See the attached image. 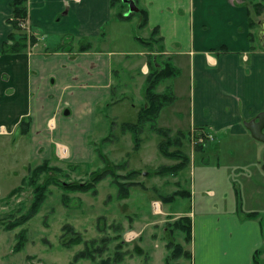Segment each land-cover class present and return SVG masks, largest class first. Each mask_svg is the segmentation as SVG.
I'll return each mask as SVG.
<instances>
[{
	"label": "crops",
	"instance_id": "obj_1",
	"mask_svg": "<svg viewBox=\"0 0 264 264\" xmlns=\"http://www.w3.org/2000/svg\"><path fill=\"white\" fill-rule=\"evenodd\" d=\"M12 1L0 0V127L4 125L8 135H16V143L25 144L32 158L91 162L96 152L87 135L94 134L96 112L112 97L116 81L121 80L128 98L134 96L128 99V112H134L137 119L145 102L150 56L157 65L159 55H166L177 73L164 87L175 99L162 112L180 99L186 75L188 102L180 112H190L187 129L197 125L215 134L213 142L190 154L191 174L199 177L194 189L213 196L208 206L199 202L197 212L184 211L192 219L191 264H264L263 211L240 212L236 203L231 207L230 200L218 197L222 178L236 176V172L247 182L253 176L262 180L258 187L264 190V143L253 138L245 126V120L264 111V47L251 49L248 1L142 0L147 25L139 36L149 40L157 28L158 42L148 47L136 32L120 30L119 39L129 43L128 49L112 51L107 48L113 36L106 27L128 25L133 18L118 19L111 0H28L30 23L43 40L38 37L33 48L32 44L11 53L6 45L14 42L10 39L13 27L7 21L13 13ZM128 10L125 15L130 14ZM257 20L264 40V22L260 17ZM99 42L104 45L101 49L95 48ZM84 45L85 51L80 49ZM117 52L126 54L127 77L123 79H118L121 74L114 68ZM119 103L114 102L113 107ZM24 118L31 121L27 134L20 133ZM221 135L222 142L240 138L235 144H226L231 154L238 155L236 159L225 157L226 163L221 162L220 149L210 152ZM212 155L216 157L210 160ZM222 206L228 208L218 210ZM251 211L259 215L247 217Z\"/></svg>",
	"mask_w": 264,
	"mask_h": 264
},
{
	"label": "rangeland",
	"instance_id": "obj_2",
	"mask_svg": "<svg viewBox=\"0 0 264 264\" xmlns=\"http://www.w3.org/2000/svg\"><path fill=\"white\" fill-rule=\"evenodd\" d=\"M137 4L140 8H144L142 0ZM124 5L123 8L121 6L116 7L114 11L121 9L126 12L128 5ZM12 15L11 12L8 16L9 24ZM260 18L264 22V12ZM139 19L141 17L135 15L131 22L128 21V25L119 23L118 26L113 25V28L111 25L107 26L106 30L110 31L111 37L113 36V42L108 45L107 49L123 51L119 49L127 48L129 43L119 39L120 30H130L132 34L136 32V35H143L144 30L139 27ZM30 26L28 16V19L22 23V27L30 32ZM34 32L40 40H43L42 33L37 28L34 29ZM261 43L263 45L264 40ZM157 45L159 46V44ZM103 47L101 42L95 45L97 49ZM125 57L126 54L122 52L114 55V68L121 74L118 79L127 77L124 70L127 68ZM158 59V62L162 64L170 61V58L162 53ZM183 77L180 99L174 102V106L170 107L168 112H162L160 119L162 126L171 128L173 135L179 131L188 134L190 130L187 129L190 123V112H180L182 108L186 107L187 93H189L188 77L186 75ZM169 80V78L165 79L157 90L164 91L162 88L169 84ZM181 85L176 82V86ZM122 88L121 80H117L114 84L115 92L111 94L112 97L110 98L113 100L109 99V101L104 102L96 112L95 132L93 135L91 133L87 135V141L93 145L95 152L96 147L99 151L102 150L111 162H126L127 168L119 171V173L128 174L132 170L140 172L130 180L142 183V185L132 186L129 197L128 194L125 197L118 196V187L113 184L112 177L101 180L97 185L96 193L66 192L61 187L50 184L51 193L45 199L39 212L28 221H19L29 213L32 207L35 187L28 184L22 192L11 197L8 194L21 184V180L28 174L30 166L40 164L43 160L29 156L25 144L16 143V135H8L10 132L7 127L4 125L0 127V264H165V256L169 253L166 245L168 238L181 243L193 254V240L186 242L185 233L179 229L172 232V237H170V234L167 233V223L184 215V211L197 212L199 202H205L208 206L213 196L194 189V182L199 177L198 175L192 176L191 171L194 168V164L191 166L192 163L183 169L178 176L154 173L161 165L174 164L177 161L160 154L158 143L162 138L151 130L145 129L142 134L141 147L135 151L131 134H124L120 130V124L123 121L137 120V115L135 116L134 112H128V99L131 100L134 96L130 94L128 98V90ZM119 90L124 91L119 92ZM114 102L120 103L113 107ZM172 109H175L176 112H171ZM113 121H115V126L112 125ZM194 126L197 127V125ZM111 130L115 134L110 139L112 141H108L109 145H106L105 142L102 144V138L107 136ZM222 136L217 137L215 148L211 149L210 152H217L220 149L221 162L226 163L229 160L225 157L236 159L238 156L231 154L226 149V144H235L240 138L234 136L231 140L228 138L222 142L220 140ZM214 139L210 141L213 142ZM183 142V151L190 156L195 150L192 149L195 146L188 136L184 137ZM176 148L177 146L171 147L172 150ZM99 151L91 162H57L53 160V164L64 169L63 173L59 175L50 171L48 174L42 175L40 182L49 176L58 177L60 180L69 183L87 182L90 179V172L104 166L99 157ZM237 152L240 151L237 150ZM215 157L212 155L209 159ZM242 176L236 172V176L223 177V187L218 197L230 200L231 207L236 203V208L240 212L258 209L264 214V190L260 191L258 187L262 184V180L260 181L253 176L249 177L251 180L247 182ZM226 180L227 186H224ZM183 188L193 191L192 196L189 198L177 197L175 202L163 203L161 199L163 195ZM64 194L69 196L68 203L63 202ZM227 208L228 206H222L218 210ZM186 215L188 214L186 213ZM170 216L174 217L170 218ZM12 223L15 224L9 227ZM66 224H70L68 228H73L74 231H70L68 228L67 232L64 231L63 226ZM76 233L81 235L83 241L97 240V243L91 246L96 256L95 259H80L75 262V255L85 248L84 243L71 244L68 242L76 236ZM22 242L23 245L21 246L20 243ZM66 243L69 245H65ZM117 252L121 254V261H115ZM179 261L183 264H191L189 259H180Z\"/></svg>",
	"mask_w": 264,
	"mask_h": 264
},
{
	"label": "trees",
	"instance_id": "obj_3",
	"mask_svg": "<svg viewBox=\"0 0 264 264\" xmlns=\"http://www.w3.org/2000/svg\"><path fill=\"white\" fill-rule=\"evenodd\" d=\"M140 0H137L136 2L139 3ZM249 4V12H250V19L249 24L252 29V32H250V42H252L251 49L255 50L258 47L263 48L264 44L262 45L261 42L263 40L260 38L259 34V27L260 24L258 23V18L263 14L264 12V0H247ZM125 3H122L121 0H111V7L115 8L119 6H125ZM11 7L13 9V15L12 19L9 20L10 24L13 27V32L10 35V39L14 41L10 45H6V50L9 52H20L29 45H34L38 41V36L35 34L34 29L36 27L30 26V32H28L25 28L22 27V23L25 22L28 19L29 16V8H28V0H13L11 2ZM116 17L121 20H128L133 18L135 15H139L141 19H139V27L143 28L147 25V11L145 8H140L138 12H131L129 15H125V12L121 9L117 10L115 12ZM262 26V24H261ZM138 40L142 42V44L148 45V47H154V43L158 42V30L157 28H154L152 30L151 38L149 40L136 35ZM158 39V40H157ZM63 49V48H60ZM59 49V50H60ZM69 49V48H68ZM81 50L85 51L87 49V46L84 45L80 48ZM63 50H67L66 48ZM160 50H162V47H160ZM157 62V61H156ZM156 62L153 60V56H150V63L151 68L150 72L146 77L145 85H144V97L145 102L141 105L140 111L137 117L136 121H123L120 124V130L122 133H130L133 143H134V149L135 151L139 150L142 143V134L145 131V129H149L152 132L158 134L161 136V141L158 143V151L160 154L168 159L176 160L174 164H167V165H161L157 171L154 173L157 175H171V176H178V174L185 169L191 162L190 156L183 151V139L185 136H188L189 133L186 134L183 131L177 132V134L173 135L172 130L169 127L160 126L158 123V118L162 112V110L172 103L175 99L174 93L166 89L165 91L159 92L157 90L158 86L167 78L173 77L176 75L177 70L171 63V61L165 62L164 64H161L158 62L156 65ZM111 106V103H109ZM112 125H116L115 121L112 122ZM30 118H24L20 122V133L21 134H27L30 129ZM114 131L111 130L110 133L103 137L101 140V143L104 142L106 145H109L108 141L112 137H114ZM94 145H96L93 142ZM206 144V143H205ZM204 143L202 144H196L194 149L195 150H202L204 148ZM177 146L176 149L172 150L171 147ZM99 149L96 147V153H98ZM99 157L102 159L104 166L103 168H97L96 170H93L89 173L90 179L87 182H64L60 180L58 177L49 176L47 179H45L43 182L41 181V177L43 174H48V172L53 171L54 173H57L61 175L64 171V169L61 166L55 165L52 163L51 159H45L40 164L33 165L29 167V172L26 176H24L21 180V184L15 187L10 191L8 196H13L17 193L22 192L24 187L26 185H31L35 187V198L32 202V207L30 208V211L27 215L23 217L22 220L19 221H28L33 216H35L38 212L42 204L44 203L45 199L51 193V190L49 189L50 184H55L59 187H61L66 192L68 191H78V192H95L97 191V185L98 183L105 179L106 177H112L113 178V184H115L118 187L119 195L120 197H125L128 194L132 186L142 185V183H138L135 181H132L134 176L139 174L140 172L138 170H132L128 172V174H121L119 171L125 170L127 168L126 162H119L114 163L111 162V160L103 153L102 150L99 151ZM75 168V167H72ZM263 168H264V162H263ZM76 169V168H75ZM177 197L180 198H189L191 197V191L183 188L181 190H175L170 194L163 195L162 200L163 203H170L175 202ZM69 196L67 194L63 195V202L68 203ZM247 217H257L259 215L256 211L247 212L245 214ZM174 216H170V218H173ZM18 222V221H17ZM16 223V222H15ZM15 223H12L9 225V227H12ZM70 224H66L63 226L64 231L67 232V228ZM168 232L170 234V237L172 232H174L176 229H179L185 233V240L186 242H191L193 240L192 235V219L189 215H182L178 217L173 222L167 223ZM70 231H74L73 228H68ZM171 231V233H170ZM103 240V239H102ZM168 242L166 243L167 249H169V253L165 256V264H183L180 262V259H192V252H190L188 249H186L181 243L175 242L172 238L167 239ZM71 244H80L84 243L85 248L83 250H80L75 255V262L79 261L80 259H95L94 251L91 249V246L95 245L97 243L96 239H92L91 241H83L81 235L76 233V236L69 240ZM20 245H23V242L20 243ZM69 245V244H65ZM21 249V248H20ZM262 250V249H261ZM261 250L256 251L255 253V261L257 262V255L261 253ZM117 258H115V261H121L122 257L119 252L116 253ZM74 262V263H75Z\"/></svg>",
	"mask_w": 264,
	"mask_h": 264
},
{
	"label": "water",
	"instance_id": "obj_4",
	"mask_svg": "<svg viewBox=\"0 0 264 264\" xmlns=\"http://www.w3.org/2000/svg\"><path fill=\"white\" fill-rule=\"evenodd\" d=\"M124 2L128 3L129 13L139 11L140 8L137 6L135 0H124ZM262 37H263V34L260 33V38ZM245 126L250 131L253 138L264 143V111L260 112L256 116V118H253L245 122Z\"/></svg>",
	"mask_w": 264,
	"mask_h": 264
},
{
	"label": "built area",
	"instance_id": "obj_5",
	"mask_svg": "<svg viewBox=\"0 0 264 264\" xmlns=\"http://www.w3.org/2000/svg\"><path fill=\"white\" fill-rule=\"evenodd\" d=\"M189 138L193 146H195L196 144H205L214 139L215 134L205 128L192 126L189 130Z\"/></svg>",
	"mask_w": 264,
	"mask_h": 264
}]
</instances>
